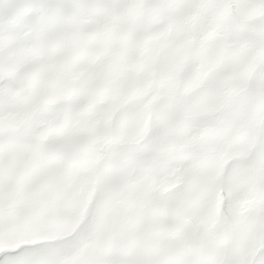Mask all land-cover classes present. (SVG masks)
Segmentation results:
<instances>
[{
  "label": "snow or ice",
  "instance_id": "obj_1",
  "mask_svg": "<svg viewBox=\"0 0 264 264\" xmlns=\"http://www.w3.org/2000/svg\"><path fill=\"white\" fill-rule=\"evenodd\" d=\"M0 264H264V0H0Z\"/></svg>",
  "mask_w": 264,
  "mask_h": 264
}]
</instances>
